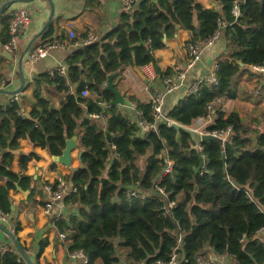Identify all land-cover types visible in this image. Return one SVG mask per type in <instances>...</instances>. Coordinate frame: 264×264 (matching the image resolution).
Masks as SVG:
<instances>
[{
    "label": "trees",
    "instance_id": "1",
    "mask_svg": "<svg viewBox=\"0 0 264 264\" xmlns=\"http://www.w3.org/2000/svg\"><path fill=\"white\" fill-rule=\"evenodd\" d=\"M235 1L239 2L238 17L231 13ZM150 2L137 0L132 10H123L107 35L71 55L67 78L81 74L60 109L42 97L38 88L29 112L32 119L19 113L17 101L0 105V151L6 146L17 149L19 140L27 139L57 155L65 137L78 133L82 166L63 177L76 188L65 203L75 204L77 211L58 218L56 226L65 234L68 252L82 250L86 264H151L158 259L167 261L174 250L186 264H195L200 252L230 255L228 264H264V132H250L235 110L225 116L218 107L208 109L216 99L236 97L233 81L241 69L238 62L264 66V0H220L219 10L197 0H157L153 6ZM9 20H2L3 43L10 38ZM219 21L227 24L228 57L218 62V84L186 94L168 109L167 117L189 125L210 116L209 130L233 129L229 142L205 141L199 151L191 147L187 132L180 130L177 139V131L165 121L157 124L156 131L141 132L131 121V113L124 114L118 105L110 104L114 94L104 88L108 74L128 65L156 63L152 52L165 45L164 38L172 36L177 26L192 33L190 41L199 42L212 36ZM117 32L116 40L108 43ZM50 34L47 29L41 37ZM172 73L168 69L165 75ZM43 76L56 83L58 92L67 89L68 79L56 71L52 77ZM84 89L89 95L82 96ZM137 106L147 120L153 119L150 103ZM93 112L106 116L104 127L89 116ZM107 133L118 158H107ZM12 156L10 151L0 154V179L4 181L0 209L7 214L12 212L9 191L16 190V182L23 189L30 188L32 177L24 171L28 161L39 158L34 150L21 152L20 169L14 171ZM166 158L173 162L172 169L159 185L168 192V200L176 201L167 214L166 201L155 187ZM50 184L55 189L56 182ZM130 188L148 193L147 198L128 197ZM33 193L32 187L28 199ZM19 229L16 223L15 235ZM0 264L27 263L11 245L9 252L0 253Z\"/></svg>",
    "mask_w": 264,
    "mask_h": 264
},
{
    "label": "crops",
    "instance_id": "2",
    "mask_svg": "<svg viewBox=\"0 0 264 264\" xmlns=\"http://www.w3.org/2000/svg\"><path fill=\"white\" fill-rule=\"evenodd\" d=\"M156 1L151 0L149 6H153ZM197 1L206 8L219 10L221 6L217 0ZM4 4H7L6 8L0 12V105L10 103L12 96L16 93L14 91L18 90L16 93L17 102L20 105V110L24 113H29L34 107L36 103L34 90L37 88L41 96L48 99L54 108L60 109L63 106L65 95L75 91L77 79L81 74L80 72L76 73L72 80L67 78V63L71 55L85 45V39L90 33L95 36L94 41L107 35L117 25L120 14L124 10L122 0H0V8ZM17 8H24L28 12L30 22L17 35L18 49L11 53L13 59L8 60L1 54L2 49H4L2 39L5 37L2 20L7 21L13 10ZM49 17L51 20L43 31L48 29L51 34L47 38H42L41 33L43 31L41 29ZM68 23H71L75 32L73 38H69ZM127 26L128 23L124 24L123 28L125 29ZM118 33L114 34L107 42L112 43L116 40ZM34 36L36 37L31 47L53 38L65 39V46L51 49L45 57L35 63L28 62L26 54L20 61V54ZM191 36V32L177 26L172 36L164 38L165 45L152 52L156 59V63H150L155 69L154 79L149 80L146 77L148 82H145L142 78L144 74L139 66L128 65L118 73L113 79V83L124 96V104L118 105L122 113L126 114L133 105L148 102L152 93H164V79L168 69L173 71L176 65L182 68L186 66L185 43L190 41ZM227 57V39L223 29L221 36L212 45L204 49L201 59L193 67L186 70L182 85L164 95V110L173 107L179 99L187 94L188 86L196 77L208 73L216 61L219 62ZM155 66L159 67L158 72ZM61 67L64 68L63 72L60 71ZM239 67L241 69L233 81L236 97L219 98L217 107L225 113V116L235 110L244 118L245 111L252 113L256 111L255 104L257 102H259L260 108L264 107V73L252 69V66L239 65ZM51 71L53 72L50 73ZM55 71L68 79L65 92H58L56 83L48 82L43 76L48 73L52 77ZM248 91H251L250 100L245 98V93ZM16 150L17 153H12V169L14 171L20 169L21 152L26 153L34 150L39 154L38 159L27 162L24 171L26 175L32 177L31 186L27 189H30L31 192L33 187L34 193L30 199H28V195L24 199L17 189H11L9 193L12 198V212L9 213L6 221L0 222L12 232L16 223L20 225L15 236L34 263L80 264L69 256L67 240L60 237V231L56 226L58 218L76 213L75 204H66L67 194H64L61 200L53 202L49 213L44 212V204L50 199L49 193L45 190V185L54 183L59 177H64L82 166L77 157L79 148L77 147L72 151L71 167L69 168L53 161L52 154L47 149L33 146L27 139H20L19 147ZM3 184L4 181L0 179V185ZM1 244L11 247L10 238L0 229ZM225 260H227V264L231 262L229 258Z\"/></svg>",
    "mask_w": 264,
    "mask_h": 264
},
{
    "label": "built area",
    "instance_id": "3",
    "mask_svg": "<svg viewBox=\"0 0 264 264\" xmlns=\"http://www.w3.org/2000/svg\"><path fill=\"white\" fill-rule=\"evenodd\" d=\"M137 0H122L123 2V8L126 11L132 10L133 5L135 4ZM239 2L235 1L233 9L231 10V13L238 17L240 14L239 11ZM30 22V16L28 12L24 8H17L13 10V12L10 15L9 25H8V31L10 34V38L3 44V48L10 53H13L17 47V35L19 32H21L24 28L27 27V25ZM68 26V33L69 38H73L75 36V32L72 29L71 23L67 24ZM227 26L226 23L219 21L218 28L214 31L211 37L204 41L199 42H193V41H187L185 43V49H186V66L184 68L176 65L174 66V73L167 75L164 79L165 83V91L164 93H152L150 94V97L148 99V103L151 104V114L153 119L151 121L147 120L144 115L143 111L137 106L133 105L130 109H128V112L132 114L131 121L135 122L140 131H148L153 130L156 131L157 124L159 122H167L170 124L173 120L168 118L165 114L164 110V95L179 88L183 80L185 78L186 70L193 67L202 56V53L204 49L210 45H212L220 36L222 33V30ZM95 40V36L90 33L87 38L85 39V44L92 43ZM65 39H59V38H53L45 40L39 44L34 45L31 47L27 53H26V60L30 63H35L42 57H45L48 52L53 48H62L65 46ZM252 69L259 70L264 73V66H256L251 65ZM140 69L142 73L147 77L149 80L154 79L155 77V69L152 64H144L140 66ZM217 70H218V61H216L212 68L208 71V73L199 75L196 77L193 82L188 86L187 88V94L190 93H196L198 92L202 86L208 85L210 87H213L218 84V76H217ZM60 71L63 72L64 68H60ZM51 71L50 73H52ZM82 96H87L89 94V91L87 89H84L81 92ZM18 96L17 94H14L11 98V101H17ZM220 99H216L215 101H212L208 104V109L214 110L217 108L219 104ZM19 113L23 115V111L19 110ZM89 116L96 121L99 125L102 127L105 126L106 122V116L101 113H89ZM194 121L198 123V126L195 127V130H197L200 134H211L215 135L222 140V145H224L226 142H229L234 135V131L231 127H228L226 130H209L206 128L207 124L211 122V117L204 118H197ZM198 150H202V145L199 144ZM202 156H204L202 154ZM118 158V154L116 152V147L114 143L109 141V154L107 155V158ZM173 162L170 159H165V165L163 167V170L161 174H159L155 180V187L156 190L159 192V194L162 197V200L166 201L163 208L165 210V214L169 212L170 209L176 206L175 200H168V192L165 191L163 187L159 185V182L161 181L164 174L169 173L172 169ZM202 170L200 171V173ZM56 187L53 189L52 185L50 183L45 185V190L49 193L50 199L44 204V212L49 213V211L52 208V204L56 200H61L64 194H71L76 190L75 187L67 184L65 179L63 177H59L56 181ZM148 193H144L141 191H138L137 188H130L127 191L128 197H135L140 199L147 198ZM9 217V214L4 213L0 209V221H6ZM60 237L65 239V234L60 233ZM182 240L181 234L178 236L177 239V246L180 245ZM10 251V248L5 245H0V253H7ZM69 256L76 262L80 264H86L88 262L87 256L83 253L82 250H75L69 253ZM231 259V256L229 255H214L211 252L202 253L200 252L196 256V263L195 264H226L225 262L227 260L225 259ZM140 264H146L145 262L141 261ZM151 264H186V260L183 256H181L176 250L172 251L170 254V257L167 261L163 260H156Z\"/></svg>",
    "mask_w": 264,
    "mask_h": 264
},
{
    "label": "water",
    "instance_id": "4",
    "mask_svg": "<svg viewBox=\"0 0 264 264\" xmlns=\"http://www.w3.org/2000/svg\"><path fill=\"white\" fill-rule=\"evenodd\" d=\"M219 5H220V0H217ZM7 4H4L2 6V8H0V12L4 11V9L6 8ZM52 13V11H51ZM51 20V17L48 18V20L46 21V23L44 24L43 28L41 29L42 31L47 27V25L49 24ZM41 31V32H42ZM40 34V32H39ZM36 36H34L33 38H31L29 40V42L27 43L26 47L24 48V50L22 51V53L20 54V61L22 60L23 56L27 53V51L29 50V48L31 47L34 39ZM1 54L7 58L8 60H12L13 56L12 54L5 50L2 49ZM239 65H243L242 62H238ZM156 71H159V67L155 66ZM118 75V72H114V73H110L107 75L106 78V83L104 84V88L107 90H111L114 94L113 99H111L110 104H115V105H123L124 104V96L120 93V91L115 87L114 83H113V79ZM142 78L144 79L145 82H148V79L142 75ZM18 90L14 91L17 93ZM14 92H12L14 94ZM15 93V94H16ZM168 109H165V114L167 115ZM23 115L28 118V119H32V117L30 116L29 113H24ZM170 126L173 127L177 132H176V138L179 139V132L180 130H183L185 132H187L191 139H192V148L198 150V146L199 144H201L202 142L205 141H215L217 143H219L220 145H222V140L221 138L215 136V135H211V134H200L197 130L193 129V128H189L181 123L172 121L170 123ZM107 140L110 141V134L107 133ZM78 147V133L75 132L73 133V135L71 136H67L64 139V146L61 150L60 154L57 155H52V160L55 162H58L66 167H71V161H72V151L74 149H76ZM12 152V153H17L18 151L16 149H10L9 146H6L5 148H3L0 151V154H3L4 152ZM81 154H82V150H78L77 152V157L80 160L81 158ZM222 156L224 157V154H222ZM16 189L22 194L23 198H27L28 193L30 192V189H22L18 183L16 182ZM0 229L2 231H4L8 237L11 240V245H12V250L16 251L20 257H22L25 262L27 264H35L30 257L27 255V253L25 252V250L23 249V247L21 246V244L19 243L18 239L16 238L15 234L10 231L9 229H7L1 222H0Z\"/></svg>",
    "mask_w": 264,
    "mask_h": 264
},
{
    "label": "rangeland",
    "instance_id": "5",
    "mask_svg": "<svg viewBox=\"0 0 264 264\" xmlns=\"http://www.w3.org/2000/svg\"><path fill=\"white\" fill-rule=\"evenodd\" d=\"M245 98L248 100L251 99V91L245 93ZM261 99H263V96H261ZM255 105H256V111L254 113L249 111L244 112V123L247 125L250 132L253 131L264 132V107L260 108L259 102H257ZM191 124L185 126L193 129H195V127L198 126V123L194 121Z\"/></svg>",
    "mask_w": 264,
    "mask_h": 264
}]
</instances>
